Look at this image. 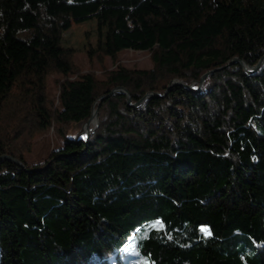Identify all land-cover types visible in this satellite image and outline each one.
<instances>
[{
	"label": "trees",
	"instance_id": "obj_1",
	"mask_svg": "<svg viewBox=\"0 0 264 264\" xmlns=\"http://www.w3.org/2000/svg\"><path fill=\"white\" fill-rule=\"evenodd\" d=\"M47 1L89 0H0V264H123L133 236L150 264H264V0L108 10L88 56L148 50L152 66L117 62L104 79L74 64L61 44L68 8ZM233 56L263 58L163 93ZM50 72L63 74L60 108L48 105ZM116 86L134 103L121 90L98 100ZM146 92L162 95L139 101ZM94 107L98 124L80 139ZM51 122L62 145L29 164Z\"/></svg>",
	"mask_w": 264,
	"mask_h": 264
},
{
	"label": "rangeland",
	"instance_id": "obj_2",
	"mask_svg": "<svg viewBox=\"0 0 264 264\" xmlns=\"http://www.w3.org/2000/svg\"><path fill=\"white\" fill-rule=\"evenodd\" d=\"M60 4L68 8V17L63 25L61 33V44L65 47H73V62L81 72L92 71L98 79H104L105 72L116 67V63L128 68H149L152 66L150 52L148 50H135L125 48L117 52L114 60L108 54H102L101 58L96 55L91 57L87 54V49L95 50L98 44L104 45V36L106 33V14L108 10H122L126 14L131 13L136 7L139 11L148 9L145 0H89L75 8H71L66 1L54 2L47 1L42 5L52 6ZM102 14L101 33H97V18ZM75 74H70V78H76ZM63 79V74L59 72H50L45 79V92L48 99V105L53 108H60L59 100V81ZM56 124L51 122L44 131L36 132L31 138L30 150L23 154L24 159L29 164L42 162L50 153L52 148L62 145L63 139L55 131ZM158 220L149 225L159 226ZM204 233L205 225L201 226ZM123 264H150L149 260L142 256L136 245V236H133L124 246Z\"/></svg>",
	"mask_w": 264,
	"mask_h": 264
},
{
	"label": "water",
	"instance_id": "obj_3",
	"mask_svg": "<svg viewBox=\"0 0 264 264\" xmlns=\"http://www.w3.org/2000/svg\"><path fill=\"white\" fill-rule=\"evenodd\" d=\"M262 58H263V57H261V58L259 59V61H258L256 64H254V65H250V64H247L243 59H241V58H239V57H237V56H233V57H231L229 60H227L223 65L218 66V67H213V68H211V69H209V70L203 72L202 75L200 76V78H199L197 84H194L193 82H192V83H189V84H185V83H182V81H180V80H173V81H171V82L168 84L167 88L164 90L163 93H165V92L167 91V89L170 87V85H171L172 83H174V82L181 83V84L185 85L186 87H188V88H190V89H194V90H196V89L198 88V86H200V85L203 83L205 76H206L209 72H211V71L214 70V69H220V68H222V67H225L227 64H229V63H233V62H236V61L239 62V63L243 66V68L245 69V71H247V72H251V71H253L254 69H256V68L259 66V64H260V62H261V60H262ZM115 90H121V91L125 92L128 104H133V103H134V102H131V100H130V95H129L128 91H127L125 88L120 87V86L113 87V88L108 92V94H106V95H101V96L98 98V100L100 101L103 97H105V96H107V95H110V94L113 93ZM147 95H162V94H159V93H157V92H146V93H145V94L139 99V101H141V100H142L144 97H146ZM92 118H93V121H92ZM90 122H91V125H89ZM97 124H98L97 107H94V108L92 109L91 116H90V117H89V118H88V119L82 124V131L77 135V137L80 138V139L85 140L86 137L88 136V134H89L92 130H94V128L97 126ZM15 161L18 162V163H20V164H22V162H21L20 160L15 159ZM207 229H208V227H207Z\"/></svg>",
	"mask_w": 264,
	"mask_h": 264
},
{
	"label": "bare ground",
	"instance_id": "obj_4",
	"mask_svg": "<svg viewBox=\"0 0 264 264\" xmlns=\"http://www.w3.org/2000/svg\"><path fill=\"white\" fill-rule=\"evenodd\" d=\"M92 121H93V118H92ZM89 125H91V122H90V124ZM206 229H207V227H206Z\"/></svg>",
	"mask_w": 264,
	"mask_h": 264
},
{
	"label": "snow or ice",
	"instance_id": "obj_5",
	"mask_svg": "<svg viewBox=\"0 0 264 264\" xmlns=\"http://www.w3.org/2000/svg\"><path fill=\"white\" fill-rule=\"evenodd\" d=\"M157 223H159V222H157ZM204 231H207V229H205Z\"/></svg>",
	"mask_w": 264,
	"mask_h": 264
}]
</instances>
